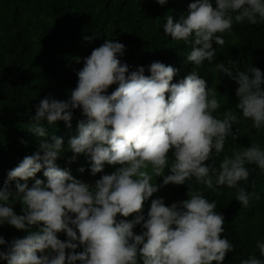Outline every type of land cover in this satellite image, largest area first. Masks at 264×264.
<instances>
[{
	"label": "clouds",
	"instance_id": "obj_1",
	"mask_svg": "<svg viewBox=\"0 0 264 264\" xmlns=\"http://www.w3.org/2000/svg\"><path fill=\"white\" fill-rule=\"evenodd\" d=\"M156 2L163 6L167 0ZM214 4L194 0L179 21L174 22L171 14L164 17L163 31L173 41L192 44L186 59L197 67L214 60L213 42L223 46V34L230 33L234 24L264 23V0H214ZM93 38L84 36L87 41ZM124 50V44L106 39L84 59L69 100L46 97L37 105L29 131L38 138L39 151L8 172L9 181L25 183L17 182L15 193L0 188V225L27 233L12 240L6 252L0 251V260L7 264H223L227 253L235 250L222 235L224 216L203 189L227 186L235 190V200L248 207L255 194L241 182L246 184L254 171L247 165L264 170V148L255 142L237 148L217 167L213 157L221 156L229 137L238 138L239 129L235 133L232 129L240 116L232 110L222 118L214 114L221 107L217 92L196 71L178 83H172L177 69L159 61L150 64V75H145L143 66L130 71L118 58ZM215 70L238 85L235 107L242 118L255 129L264 128V73L250 65L233 75L223 63ZM112 85L118 87L109 95ZM75 109H82L87 119L78 123V135L68 142L74 154L71 160L89 156L93 176L102 173L105 164L119 166L94 186L56 164L64 151L63 139L53 135L49 142L41 124L45 119L49 124L62 120L70 127ZM42 169L47 182L35 179L29 187L26 181ZM157 177H163L162 185H157ZM193 177L200 189L186 183ZM170 183L188 184V199L171 206L162 198L152 199L146 219L145 202ZM13 201L22 205L23 214L14 212ZM130 216L134 219L120 218ZM140 224L144 231L134 233ZM62 232L66 241L58 238ZM5 243L0 236V245ZM256 247L264 257V242L257 241ZM240 264H264V260L249 255Z\"/></svg>",
	"mask_w": 264,
	"mask_h": 264
},
{
	"label": "trees",
	"instance_id": "obj_2",
	"mask_svg": "<svg viewBox=\"0 0 264 264\" xmlns=\"http://www.w3.org/2000/svg\"><path fill=\"white\" fill-rule=\"evenodd\" d=\"M192 2L194 0H167L161 6L156 0H0V188L7 187L15 193L16 183H25L9 181L8 172L18 166L25 156L39 151L38 138L29 131L35 123L33 117L39 102L46 97L69 100L71 90L77 86V73L83 68L84 59L106 39L125 45L123 55H118V58L129 66L130 71L143 66L145 75H150V64L159 61L177 69L172 83H178L196 71L217 92L221 107L214 114L222 118L225 111L232 110L240 116V123L232 129L233 133L239 129L238 138L232 141L229 137L221 156L213 157L217 167L225 155L231 156L237 148L249 147L252 142L264 148V128H253L252 122L244 120L235 107L238 85L222 71L215 70L217 64L223 63L231 68L233 75L238 69L244 70L250 65L264 73V23L234 24L230 33L223 34V46L213 42L216 49L214 60L211 63L205 61L197 67L186 59L192 44L173 41L163 31L164 17L171 14L174 22L179 21L181 16L186 17ZM212 2L215 6L214 0ZM84 36L94 38L87 41ZM117 87L110 86L107 94L110 95ZM86 119L82 109H75L70 127L62 120L53 124L46 119L41 121L48 132L49 142L53 135L63 139L64 151L56 164L81 181L98 180L119 167L105 164L104 171L93 176L89 156L81 154L76 156L75 161L71 160L74 154L68 142L78 135V123ZM169 156L171 158L172 154L169 153ZM247 167L254 171H251L248 182H241V186L255 194L248 207L236 201L235 190L227 186H220L215 191L203 189L204 196L210 202H216V211L225 218L223 237L234 245L235 250L227 253L223 264H240L249 255L264 260L256 247L257 241L264 242V170L255 165ZM81 168L83 172L79 170ZM43 171L26 181L29 187L35 179L47 182ZM156 183L162 185L163 177H157ZM186 183L194 189L201 188L194 177ZM189 190L188 184L170 183L160 187L145 202L143 215L147 219L152 199L162 198L166 206H171L188 199ZM11 206L16 214H23L18 201H13ZM120 218L132 220L134 216ZM32 230L38 229L33 226ZM133 231L141 234L144 231L142 224ZM26 235L25 231L7 223L0 225V236L6 241L0 245V251L6 252L12 240ZM67 239L66 233L62 232L61 240ZM82 250L77 248L76 251ZM0 264H7V261L0 260Z\"/></svg>",
	"mask_w": 264,
	"mask_h": 264
},
{
	"label": "rangeland",
	"instance_id": "obj_3",
	"mask_svg": "<svg viewBox=\"0 0 264 264\" xmlns=\"http://www.w3.org/2000/svg\"><path fill=\"white\" fill-rule=\"evenodd\" d=\"M97 179L96 178H93V179H90V180H86V181H83V182H85V183H88V184H90V185H95V181H96ZM61 234L62 233H58V238L61 240Z\"/></svg>",
	"mask_w": 264,
	"mask_h": 264
}]
</instances>
